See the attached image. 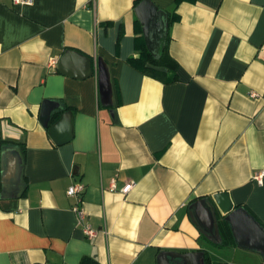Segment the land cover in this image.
Wrapping results in <instances>:
<instances>
[{"label": "crops", "instance_id": "1", "mask_svg": "<svg viewBox=\"0 0 264 264\" xmlns=\"http://www.w3.org/2000/svg\"><path fill=\"white\" fill-rule=\"evenodd\" d=\"M133 2L0 0V157L10 146L22 159L15 195H0V264H157L163 250H201L203 264H264V252L237 245L221 209L241 206L264 226V176L253 178L264 170V0H179L167 46L176 79L166 82L130 61ZM67 48L91 57V75L58 70ZM44 99L61 106L49 124L70 112L67 141L39 121ZM4 138L23 140V150L2 148ZM75 180L93 237L66 194ZM199 198L212 208L211 228L191 205Z\"/></svg>", "mask_w": 264, "mask_h": 264}, {"label": "water", "instance_id": "2", "mask_svg": "<svg viewBox=\"0 0 264 264\" xmlns=\"http://www.w3.org/2000/svg\"><path fill=\"white\" fill-rule=\"evenodd\" d=\"M133 9L141 25L145 46L153 57H160L169 30L167 11L159 7L153 0H140ZM57 68L65 74L86 77L92 74V59L75 49L67 48L59 55ZM98 82L101 101L105 105L111 104V83L107 68L101 58H98ZM60 109V104L51 99L42 100L39 109V121L48 127L49 134L57 143L67 141L71 135L70 112L68 110L62 111L59 118L49 124L52 114ZM0 158V195L4 197L15 195L21 183V155L18 149L8 146L1 152ZM191 205L201 208L202 216L199 219L211 228L215 218L212 208L206 204L205 198H199ZM221 209L226 213L224 219L228 221L237 245L264 252V226L241 206L233 207L232 204L227 203ZM202 255L203 251L201 250L190 252L163 250L157 256V264H171L172 257L181 258L180 264H203Z\"/></svg>", "mask_w": 264, "mask_h": 264}, {"label": "trees", "instance_id": "3", "mask_svg": "<svg viewBox=\"0 0 264 264\" xmlns=\"http://www.w3.org/2000/svg\"><path fill=\"white\" fill-rule=\"evenodd\" d=\"M140 0H134L135 5L137 2ZM179 0H175V4L171 10H167L168 13V23L169 27L170 25L178 20L179 14L175 11L176 5ZM134 26H135V31L137 32V39H138V56L130 58V61L140 68L145 74L152 76L156 79H159L163 82L166 81H172L176 79V74L174 69L176 68L177 64L176 62L169 56L168 54V41H169V33L167 34L166 38V44L163 49V52L160 57L155 58L153 55L148 51L147 47L145 46L144 43V38L142 34V29L140 22L134 17ZM159 67H165V69H161ZM2 143V148L6 146V144L10 143L14 145L15 147L19 148V150H23L24 148V141L23 140H13V139H1ZM24 193V192H23ZM206 264H213L209 260H207Z\"/></svg>", "mask_w": 264, "mask_h": 264}, {"label": "built area", "instance_id": "4", "mask_svg": "<svg viewBox=\"0 0 264 264\" xmlns=\"http://www.w3.org/2000/svg\"><path fill=\"white\" fill-rule=\"evenodd\" d=\"M32 0H13L14 3H30ZM262 176H264V170H258L253 173V178L261 183ZM134 182L127 181L121 188L120 191L127 192L133 187ZM84 189V184L80 181H73L66 187V194L74 197V203L72 209L76 214L77 221L81 223V229L84 234L88 237L95 236V231L91 228L90 224L84 221L85 210L82 205V192Z\"/></svg>", "mask_w": 264, "mask_h": 264}]
</instances>
